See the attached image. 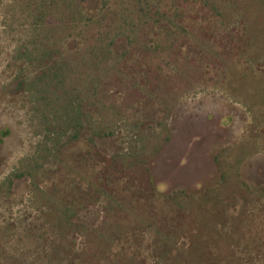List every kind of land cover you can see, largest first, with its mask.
I'll return each instance as SVG.
<instances>
[{"label": "rangeland", "instance_id": "1", "mask_svg": "<svg viewBox=\"0 0 264 264\" xmlns=\"http://www.w3.org/2000/svg\"><path fill=\"white\" fill-rule=\"evenodd\" d=\"M0 264H264V0H0Z\"/></svg>", "mask_w": 264, "mask_h": 264}]
</instances>
